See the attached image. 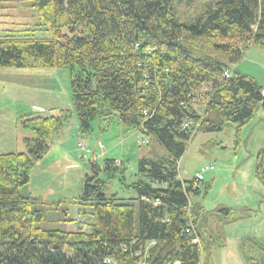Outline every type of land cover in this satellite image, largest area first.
<instances>
[{
  "label": "trees",
  "instance_id": "1",
  "mask_svg": "<svg viewBox=\"0 0 264 264\" xmlns=\"http://www.w3.org/2000/svg\"><path fill=\"white\" fill-rule=\"evenodd\" d=\"M23 1L42 30L33 37L0 29V68L67 69L79 134L90 133L94 121L103 129L122 126L158 144L162 155L136 160L130 181L113 160L89 161L93 177H85L80 197L89 228L44 230L43 212L19 190L52 134L67 125L68 111L20 118L31 135L22 138L24 152L0 154V264H211L221 239L205 230V213L186 197L198 196L200 184L177 181L174 165L196 133L233 126L239 142L258 116L262 87L235 66L248 46L264 48V0L206 3L188 23L178 21L172 0ZM136 43L143 48L137 53ZM184 120L194 123V135L180 130ZM254 160L264 187V149ZM103 172L118 174L125 197L104 194ZM222 211L221 225L230 223L231 210Z\"/></svg>",
  "mask_w": 264,
  "mask_h": 264
},
{
  "label": "rangeland",
  "instance_id": "2",
  "mask_svg": "<svg viewBox=\"0 0 264 264\" xmlns=\"http://www.w3.org/2000/svg\"><path fill=\"white\" fill-rule=\"evenodd\" d=\"M215 1L172 0V6L178 21L188 23L206 12V3ZM37 18V13L23 0H0V29H25L28 32L26 35L34 37L42 30L34 28L38 25ZM251 30L255 31V28L251 27ZM140 46L135 44L136 53L143 49ZM235 69L264 88V48L248 46ZM222 78L228 79L225 73ZM62 111H68L67 125L52 134L48 151L32 168L28 184L19 192L22 196L31 197L34 207L43 212L38 227L85 233L91 224L89 208L80 197L85 177H93L88 164L91 155L101 154L97 143L102 144V153L106 154L105 157L99 156L98 162L103 159L120 161L119 175L129 181L135 173L136 160L142 157L155 159L162 152L158 144L122 126L103 129L98 121H94L90 133L79 134L76 118L72 114L67 69L0 68V154L24 152L22 138L31 135L20 129V118L26 117V120L33 115L56 118ZM259 115H264V111L260 109L256 119L241 131L239 142L233 126L221 132L196 133L192 121L184 120L180 125L181 131L196 134L187 143L182 157L175 162L176 180L185 182L194 179L200 184L198 196L190 194L186 197H190V202L199 205L205 213L201 219L205 230L221 239L220 243L212 245L211 264H248L251 260L264 263V252L246 239L254 237V241L264 247V197H257V181L261 182L255 169L251 168L252 159L249 157V154L255 157L264 148V125L259 126L264 118L259 119ZM144 141L148 144L145 145ZM78 142L82 144V150L77 148ZM204 170L209 171L203 173ZM198 174H202L203 180L197 179ZM109 176L112 175L104 172L98 175L99 179L106 181L104 194L119 193L125 197L118 184V174ZM204 185L209 186L207 192ZM243 206L250 208L241 209ZM222 208L232 212L228 224L221 225L227 221ZM218 212L222 217L216 218L220 215ZM249 219L253 220L251 227L243 228L240 222H248Z\"/></svg>",
  "mask_w": 264,
  "mask_h": 264
},
{
  "label": "crops",
  "instance_id": "3",
  "mask_svg": "<svg viewBox=\"0 0 264 264\" xmlns=\"http://www.w3.org/2000/svg\"><path fill=\"white\" fill-rule=\"evenodd\" d=\"M261 87V86H260ZM262 118H264V115H259V119H262ZM263 124V122H260L259 123V126L260 125H262ZM263 147H264V144L262 145ZM264 149V148H263ZM259 152V151H258ZM104 154V156L103 157H105L106 156V154H105V152L103 153ZM102 154V155H103ZM249 157H250V159H252V166H251V168H252V170H253V168H254V163H255V161H254V159H255V157L253 156V155H251V154H249ZM93 160H94V156H92L91 157ZM257 188H258V191H259V193L257 194V197H264V187L257 181ZM243 208H250L249 206H243L241 209H243ZM252 208V207H251ZM255 214H256V212H254ZM258 216V215H257ZM255 218H257V217H255ZM253 220L252 219H249L248 220V222L246 221H241L240 223L243 225V228H250L251 226H250V222H252ZM254 222H256V220L254 221ZM254 229H256V227H254ZM252 231H254V230H252ZM263 231H264V228H263ZM247 232V231H246ZM262 238H263V236H262ZM246 239H250V238H246ZM251 239H255L254 237H252ZM254 247H257V245H253ZM248 256H250L249 254H248Z\"/></svg>",
  "mask_w": 264,
  "mask_h": 264
},
{
  "label": "water",
  "instance_id": "4",
  "mask_svg": "<svg viewBox=\"0 0 264 264\" xmlns=\"http://www.w3.org/2000/svg\"><path fill=\"white\" fill-rule=\"evenodd\" d=\"M260 106H261L262 111H264V88L262 90V102Z\"/></svg>",
  "mask_w": 264,
  "mask_h": 264
},
{
  "label": "built area",
  "instance_id": "5",
  "mask_svg": "<svg viewBox=\"0 0 264 264\" xmlns=\"http://www.w3.org/2000/svg\"><path fill=\"white\" fill-rule=\"evenodd\" d=\"M225 76L228 78V73H225ZM197 179L201 180L202 176L200 174L197 175Z\"/></svg>",
  "mask_w": 264,
  "mask_h": 264
},
{
  "label": "bare ground",
  "instance_id": "6",
  "mask_svg": "<svg viewBox=\"0 0 264 264\" xmlns=\"http://www.w3.org/2000/svg\"><path fill=\"white\" fill-rule=\"evenodd\" d=\"M171 264H181L180 260L173 261Z\"/></svg>",
  "mask_w": 264,
  "mask_h": 264
}]
</instances>
